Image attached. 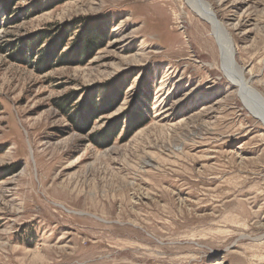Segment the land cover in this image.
Masks as SVG:
<instances>
[{"label": "rangeland", "instance_id": "obj_1", "mask_svg": "<svg viewBox=\"0 0 264 264\" xmlns=\"http://www.w3.org/2000/svg\"><path fill=\"white\" fill-rule=\"evenodd\" d=\"M29 1L0 6V264H264V124L211 25L185 0ZM206 1L264 93V0ZM51 28L71 61L39 69L19 51Z\"/></svg>", "mask_w": 264, "mask_h": 264}, {"label": "trees", "instance_id": "obj_2", "mask_svg": "<svg viewBox=\"0 0 264 264\" xmlns=\"http://www.w3.org/2000/svg\"><path fill=\"white\" fill-rule=\"evenodd\" d=\"M21 0H0V6L1 8L5 9L6 13L10 14V16L15 12L13 11L17 5L18 2ZM65 0H30V4L25 6L24 12L26 16L33 15L38 12H43L45 9H50L54 7L55 5L64 2ZM87 31H88V38L82 42L81 44V51H79V54H77L76 59H79V61H83L85 58L89 57L91 53H93L99 45L102 44L106 40V35L108 33V30H104L103 23H95L92 22L91 24L87 25ZM95 32V33H94ZM55 33V30L52 31V28L50 30H47L45 32H40L31 39V42H29V45L25 47L24 52L19 51V54H23V58L28 60L32 59L30 54L34 53V55H37V52H41L40 55L37 57L39 69H46L52 66H55L57 63L69 61L71 59L70 53L64 51L63 48L67 43V35L65 32V36L59 37V39L55 40L53 35ZM100 33V34H99ZM66 38V39H65ZM49 41V42H48ZM48 42L46 46L42 47V45ZM76 56V55H75ZM36 59V57H33ZM75 58V57H74ZM71 61V60H70ZM115 91V90H114ZM116 92L120 93L116 90ZM117 93V94H118ZM64 104L60 105L61 108L65 107V104L67 102H63ZM96 98H94L93 101L90 102V104L87 107L86 111H88V114H92V112H97L98 110L104 109V107L110 108L111 106V99L105 98L102 106L96 104ZM86 108V106H84ZM89 108V109H88ZM115 108V107H114ZM91 109V111H90ZM88 115V116H89ZM86 116H83L85 118ZM136 122V119L132 120V122ZM129 132V131H128Z\"/></svg>", "mask_w": 264, "mask_h": 264}, {"label": "bare ground", "instance_id": "obj_3", "mask_svg": "<svg viewBox=\"0 0 264 264\" xmlns=\"http://www.w3.org/2000/svg\"><path fill=\"white\" fill-rule=\"evenodd\" d=\"M185 1L190 4L199 17H202L211 25L221 51L222 73L228 79L229 84L237 88L238 96L248 107L250 113L264 124V93L254 86L255 76L253 74L248 76L244 72V68L234 58L236 49L233 44L234 40L231 30L227 28V25L218 16L211 2L206 0ZM217 264H223V262Z\"/></svg>", "mask_w": 264, "mask_h": 264}]
</instances>
